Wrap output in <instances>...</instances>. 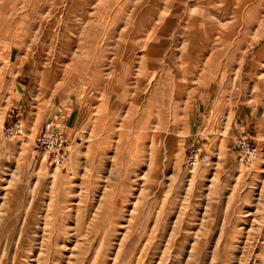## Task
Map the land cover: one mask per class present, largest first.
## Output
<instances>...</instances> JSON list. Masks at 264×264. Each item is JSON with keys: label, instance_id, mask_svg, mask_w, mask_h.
I'll list each match as a JSON object with an SVG mask.
<instances>
[{"label": "rangeland", "instance_id": "374dc122", "mask_svg": "<svg viewBox=\"0 0 264 264\" xmlns=\"http://www.w3.org/2000/svg\"><path fill=\"white\" fill-rule=\"evenodd\" d=\"M58 101L55 165L36 138ZM15 119L0 264H264V0H0ZM191 142L205 163L187 168Z\"/></svg>", "mask_w": 264, "mask_h": 264}, {"label": "built area", "instance_id": "2783aa9c", "mask_svg": "<svg viewBox=\"0 0 264 264\" xmlns=\"http://www.w3.org/2000/svg\"><path fill=\"white\" fill-rule=\"evenodd\" d=\"M21 131V124L18 120L8 121V123L0 125V135L4 139H9L17 135ZM37 148L51 159V163L59 165L63 160V152L67 145L68 139L61 128L44 127L36 138ZM233 150L236 157L241 164H251L257 156L258 150L253 145L250 137L246 134H236L233 137ZM187 155L185 158V167L192 168L199 164L205 163L204 159L200 157V152L196 148L195 142H191L186 149Z\"/></svg>", "mask_w": 264, "mask_h": 264}, {"label": "crops", "instance_id": "0c3cea01", "mask_svg": "<svg viewBox=\"0 0 264 264\" xmlns=\"http://www.w3.org/2000/svg\"><path fill=\"white\" fill-rule=\"evenodd\" d=\"M52 105L54 107H56L55 104H54V100H52ZM61 105H62V102L58 101V104H57L58 108L56 110H53V112L51 114V117H50L51 119H50L49 123H50V127H57V128L59 127V128H61L64 131V133L66 134V137H67V136H69V134L71 132L67 128L66 122H64V120H65L66 116L68 115V113L65 111L64 107L61 106ZM238 133L242 134L243 132L240 131V129H238L233 134L236 135ZM243 134H245V133H243Z\"/></svg>", "mask_w": 264, "mask_h": 264}]
</instances>
